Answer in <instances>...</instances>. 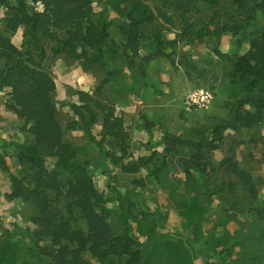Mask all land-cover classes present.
Instances as JSON below:
<instances>
[{
  "label": "rangeland",
  "instance_id": "374dc122",
  "mask_svg": "<svg viewBox=\"0 0 264 264\" xmlns=\"http://www.w3.org/2000/svg\"><path fill=\"white\" fill-rule=\"evenodd\" d=\"M101 1L93 2L94 20L99 22L102 14L116 17L109 2ZM29 4L43 9L41 3ZM7 12L5 6L0 7V31ZM211 12L205 6L194 21ZM155 25L165 37L164 54L154 51L156 41L140 46L138 61L150 58L144 78L127 65L121 51L127 39L117 23H111L106 59L100 63L84 67L78 60L49 54L46 64L57 84L63 124L78 119L69 105H83L80 93L85 92L122 119L127 150L103 140L100 123L91 126L94 139L79 128L68 130L66 137L78 146L80 159L89 162L100 204L109 210L111 231L131 233L137 238L135 248L151 250V263L264 264L262 226L255 216L264 202V118L238 130L225 129L223 140L216 141L217 147L206 150L199 160L194 159L195 145L181 143L198 139V132L212 140L214 123L231 119L233 103L240 98L238 85L230 81L232 62L249 45L243 44L237 52V37L227 34L216 54L208 38L199 41L185 34L175 17L158 16ZM13 41L21 45V30ZM7 93V89L0 90V264H54L37 247L43 242L32 238L38 229L37 207L29 200L10 197L13 178H20L21 169L28 166L21 162L16 146L30 143L32 136L17 115L5 108ZM192 95L198 102L191 100ZM245 108L257 109L250 103ZM152 153L159 158L157 164L140 167L136 173L122 169L120 163L132 164ZM229 155L252 177L256 199L241 185H230L234 177L220 166ZM155 166L161 167L159 178L152 173ZM82 224L86 227L85 220ZM229 245L232 250L223 259L212 255ZM87 257L92 264H127L128 258L112 255L101 260L91 253Z\"/></svg>",
  "mask_w": 264,
  "mask_h": 264
},
{
  "label": "trees",
  "instance_id": "16d2710c",
  "mask_svg": "<svg viewBox=\"0 0 264 264\" xmlns=\"http://www.w3.org/2000/svg\"><path fill=\"white\" fill-rule=\"evenodd\" d=\"M29 1L41 3L43 9L31 8ZM93 2L0 0V7L5 6L8 11L5 28L0 31V90H8L5 108L17 115L32 136L30 143L16 146L21 162L28 166L21 169L20 178H13L10 197L29 200L37 207L38 229L32 238L43 242L37 247L54 264H92L87 253L101 260L126 255L127 264H153L151 250L146 246L135 248L137 238L131 233L111 231L107 221L109 210L100 204V194L88 170L89 162L80 159L78 146L66 137L68 130L79 128L92 139L91 126L100 123L102 139L126 152L122 119L113 110H107L100 100H92L81 92L84 104L69 105L78 119L63 124L56 101L57 84L46 60L51 53L78 60L84 67L104 61L111 23H117L127 39L121 50L127 65L144 78L150 58L138 61L140 46L156 41L154 51L164 54L165 37L155 25L158 16L168 20L175 17L181 30L199 41L208 38L216 54H220L219 47L227 34L237 37V52L248 43L247 52L236 53L232 62L230 81L238 85L240 98L233 103L231 119H218L214 123L212 140L198 132V139L181 142L195 145L194 159L199 160L208 153L206 150L217 147L216 141L223 140L225 129L238 130L264 118V0H107L104 5L109 2L116 17L110 19L102 14L99 22L94 20ZM205 6L212 12L194 21ZM18 30L22 32L20 46L13 41ZM246 103L257 109L247 110ZM158 161L152 153L135 163L120 164L124 171L136 173L140 167ZM220 166L234 177L229 182L232 187L241 185L243 191L257 198L255 182L239 167L234 155L224 157ZM160 171L158 166L152 169L157 178ZM262 206L255 216L262 226L260 236L264 242V202ZM84 220L86 227L82 224ZM238 242L233 240L234 244ZM230 250L231 245L213 251L212 255L223 259ZM249 256L246 254L247 259Z\"/></svg>",
  "mask_w": 264,
  "mask_h": 264
},
{
  "label": "built area",
  "instance_id": "2783aa9c",
  "mask_svg": "<svg viewBox=\"0 0 264 264\" xmlns=\"http://www.w3.org/2000/svg\"><path fill=\"white\" fill-rule=\"evenodd\" d=\"M202 99H203V98H202ZM191 100H192L193 102L197 101V100H196V96H195V95H192V96H191ZM197 102H198V101H197ZM191 105L193 106V104H191Z\"/></svg>",
  "mask_w": 264,
  "mask_h": 264
}]
</instances>
